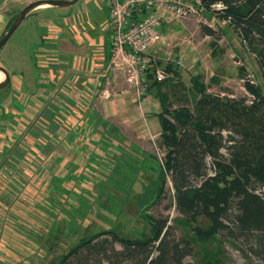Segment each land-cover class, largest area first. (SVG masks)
<instances>
[{"label": "rangeland", "instance_id": "374dc122", "mask_svg": "<svg viewBox=\"0 0 264 264\" xmlns=\"http://www.w3.org/2000/svg\"><path fill=\"white\" fill-rule=\"evenodd\" d=\"M3 1L0 0V27L5 25L6 18L8 22L6 28L1 27L0 34L8 29L10 14L16 11L10 0L4 4ZM98 5H101L100 0H76L67 7L57 5L41 14L54 19L60 18L65 10L80 12L82 8L95 17L101 28L105 25L106 15ZM37 26L36 17H24L0 47V63L11 71L9 85L0 88V264H10L8 253L13 255L12 264H57L60 254L70 246L101 231H114L128 238L141 237L150 232L146 215L167 218L170 230L177 238L187 237L191 241L192 253L184 260L192 264H264V259L254 255L245 240L206 234L204 231L210 225L206 215L188 221L176 209L171 177L163 170L165 150L159 144L160 133L154 131L151 123L154 113L158 114L167 104L172 108L191 106L203 89L231 98L250 97L244 85L247 79L264 94V42L256 44L254 50L250 49L240 31L223 18L221 8L195 3L193 10L171 20L168 29L163 31L157 64L165 69L166 76L151 90L142 91L144 97L137 95L135 85L126 81L127 74L121 69L99 76L103 78V90L109 91V97L122 85H130L133 92H130L133 100L128 104L132 111L127 116L131 143L109 139L116 140L112 146L120 148L119 152L132 159L124 163L113 160L92 163L89 168L80 164L77 169L68 168L63 179L55 165V157L51 159L52 169L42 164L49 160L48 147L55 149L59 145L58 138L46 135L49 131L46 127L54 129L57 124L59 128V119L55 117L54 122H47V125L40 119L45 110L39 97L43 96L38 87L40 79L29 74L27 80L25 73H20L21 79H18L11 65L19 59L17 46L26 49L24 44L29 41L38 45L31 34L26 39L30 30ZM205 26L212 28L214 34H205ZM178 57L182 58V63L177 64ZM17 85H20L19 89ZM58 95L59 88L56 87L55 97ZM53 101L59 104L56 98ZM125 107L127 105L122 109ZM80 139V142H86L89 138ZM13 150L18 156L12 154ZM142 152L147 155L143 156ZM88 155L94 156L95 151ZM97 155H105L102 145ZM140 158L155 166L153 175L147 172L145 167L148 165L140 169ZM26 161L32 162V166L29 167ZM13 212L34 213L29 218L23 217L25 226L22 227ZM26 220L33 222L27 224ZM40 224H45L44 228ZM197 228L202 233L199 234ZM109 235L100 238H110ZM5 239L18 243L12 252L8 244L3 245ZM115 247L119 249L120 244L115 243ZM102 264L112 263L103 261Z\"/></svg>", "mask_w": 264, "mask_h": 264}, {"label": "trees", "instance_id": "16d2710c", "mask_svg": "<svg viewBox=\"0 0 264 264\" xmlns=\"http://www.w3.org/2000/svg\"><path fill=\"white\" fill-rule=\"evenodd\" d=\"M201 1L205 6L221 2L223 18L240 31L250 49L264 42V0ZM203 32L214 34L207 26ZM146 77L148 91L160 82L152 71ZM244 85L250 97L203 89L191 106L167 104L158 113L159 144L165 150L163 170L171 177L176 209L184 218L195 221L206 215V234L241 238L264 259V94L250 80ZM146 161L140 169L148 165L152 174L155 166ZM146 218L148 234L128 238L101 231L70 246L57 264H192L184 260L192 253L191 241L177 238L167 218ZM197 232L202 233L199 228ZM105 234L110 238H100Z\"/></svg>", "mask_w": 264, "mask_h": 264}, {"label": "crops", "instance_id": "0c3cea01", "mask_svg": "<svg viewBox=\"0 0 264 264\" xmlns=\"http://www.w3.org/2000/svg\"><path fill=\"white\" fill-rule=\"evenodd\" d=\"M5 1H3V4ZM10 1L16 7L15 12H17L33 0ZM100 4L98 6L103 9L106 15V22L103 23L105 25L101 28L95 17L89 16L86 10L82 8L79 9L80 12L65 10L62 12V18L50 19L44 17L41 12L55 8L57 5L49 4L47 6L41 5L35 7L26 14L25 18L29 17V15L36 17L38 26L30 30L26 39L31 34L30 37L35 38L39 42L38 35L41 30L45 42L43 41L42 44L39 42L38 45L34 46L29 41L24 44L27 47L26 49L24 47L20 49V46H17L16 56L19 59L11 63L14 75L18 79H21L20 73L23 75L25 73L27 80L30 78L29 74L35 79L36 77L40 79L38 81V87L42 90L43 96L39 95V97H41V104L45 106V110H43V115L40 119L45 121L46 125L47 122H54L55 117L59 119V128L57 124H55L54 129L46 127L49 130H47L48 133L46 135L49 138H58L59 145L55 149L52 146L48 147L49 160H45L42 164H44V167L52 169L50 165L51 159L55 157L57 162L55 165H57L58 171L60 170L61 178L63 177V179L66 177L68 168L77 169V166L80 164H85L86 168H89L92 163H105L112 160L113 162L118 163L119 161V163H124L132 159L131 156L119 152L118 149L120 148L112 146V144L116 143V140H112L113 138H118L122 143H131L129 136L131 132L128 129L127 116L129 111H132V108L130 109V105L128 104L131 99L133 100L131 95L133 92H131L130 85H122L120 90L113 93L110 97L108 96L109 91L103 90L104 81L102 77H99L100 74L104 75L105 72L107 74L108 71H113L115 68L109 65L110 31L107 29L108 8L106 0H100ZM69 5H72V3L58 6L67 7ZM14 13L12 15L10 14V17ZM7 22L8 19L6 18L5 28ZM4 26L2 25L1 27L3 28ZM56 30H61L58 36L54 32ZM55 42H57L58 46L54 44ZM56 49H58V54L55 52ZM26 58L27 60L25 61ZM19 60H23V62L20 63ZM58 71L61 74H58ZM3 76V73L0 71V79ZM58 77L62 83H60L59 95L55 97L56 86L54 85V80L59 79ZM112 81H115L114 77ZM16 87L19 89L20 85ZM33 88L35 87L33 86ZM53 98H56L59 104L54 103ZM124 105H127V107L122 109ZM118 110L124 112L118 113ZM154 114L151 123L154 126V131L159 134L161 126L158 114ZM137 133H140V131ZM84 136L89 138L88 141L80 142V138H84ZM137 136L140 137L142 135ZM110 138L112 139L109 140ZM105 141L107 142L106 144L104 143ZM117 144L119 145V143ZM100 145L105 148V155L103 157L97 155V150ZM94 151V156L88 155L89 152ZM12 154L18 156L15 150H13ZM128 154L133 155L134 153ZM142 154H144L143 156L147 155L144 152ZM140 160L144 162L145 158H140ZM23 163L25 162L23 161ZM27 165L31 167L32 162L28 161ZM58 184L62 185L60 182ZM33 213L13 212V215L19 219L18 222L21 221L23 227L25 226L23 217L29 218ZM44 213L49 216L48 213ZM26 222L28 224L33 221L26 220ZM40 225L42 228L45 226V224ZM6 244H8L12 252V248L18 243L14 241L13 244L10 242V239L8 241L5 239L3 245ZM8 254H10L8 263L12 264L13 255L12 253Z\"/></svg>", "mask_w": 264, "mask_h": 264}, {"label": "built area", "instance_id": "2783aa9c", "mask_svg": "<svg viewBox=\"0 0 264 264\" xmlns=\"http://www.w3.org/2000/svg\"><path fill=\"white\" fill-rule=\"evenodd\" d=\"M201 0H106L107 29L110 31V66L127 74V82L134 84L138 96L147 88L148 71L157 81L166 76L157 64L161 56L163 31L171 20L193 10ZM223 8L221 2L212 4ZM173 60L172 57H168ZM177 64L182 63L178 57ZM109 67V68H111ZM251 81V80H250ZM253 82V81H251ZM254 83V82H253Z\"/></svg>", "mask_w": 264, "mask_h": 264}, {"label": "water", "instance_id": "95a60500", "mask_svg": "<svg viewBox=\"0 0 264 264\" xmlns=\"http://www.w3.org/2000/svg\"><path fill=\"white\" fill-rule=\"evenodd\" d=\"M75 0H33L26 4L23 9L20 10V12L15 16L13 21L10 24L9 29L6 31V33L0 38V47L6 42V40L9 38V36L12 34V32L15 30V28L19 25L21 20L28 14L29 11L34 9L35 7L48 3L51 5H68L73 3ZM0 70L3 72L5 78L0 81V88L7 85L10 78L7 73V71L0 66Z\"/></svg>", "mask_w": 264, "mask_h": 264}, {"label": "flooded vegetation", "instance_id": "af4514ba", "mask_svg": "<svg viewBox=\"0 0 264 264\" xmlns=\"http://www.w3.org/2000/svg\"><path fill=\"white\" fill-rule=\"evenodd\" d=\"M21 9H22V8H21ZM21 9H20V10H21ZM20 10L17 11V12H15V13L13 12L14 15L10 18V20H11L10 22L13 21V19H14L15 16L20 12ZM13 13H12V14H13ZM12 14H11V15H12ZM62 17H63V16H61L60 18H62ZM58 19H59V18H58ZM10 24H11V23H10ZM10 24H9V26H8V29H9V27H10ZM8 29H7V30H8ZM7 30H5V32L0 36V38L6 33ZM54 32H55V35L58 36L59 33L61 32V30H56V31H54ZM38 40H39V42H40L41 44L43 43V41L45 42L44 35L42 34V31H41V30L39 31ZM39 42H38V44H39ZM54 44H55L56 46H58V45H57V42H55ZM55 52H56V54H58V49H56ZM0 66L3 67V68L7 71L8 75H9V78H10V76H11V73H10V72H11V71H10V70H7L6 66H4L3 63H0ZM58 74H61V73L58 71ZM57 76H58V75H57ZM58 78H59V77H58ZM9 82H10V80H9ZM9 82H8L7 85H9ZM60 83H62L60 78L57 79V80H54V85H55L56 87H58V88L61 86Z\"/></svg>", "mask_w": 264, "mask_h": 264}, {"label": "bare ground", "instance_id": "6f19581e", "mask_svg": "<svg viewBox=\"0 0 264 264\" xmlns=\"http://www.w3.org/2000/svg\"><path fill=\"white\" fill-rule=\"evenodd\" d=\"M41 5H49L48 3H44V4H41ZM41 5H39V6H41ZM4 75V74H3Z\"/></svg>", "mask_w": 264, "mask_h": 264}]
</instances>
